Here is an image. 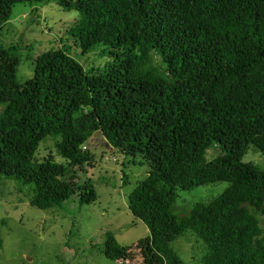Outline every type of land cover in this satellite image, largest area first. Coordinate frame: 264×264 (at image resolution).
I'll list each match as a JSON object with an SVG mask.
<instances>
[{
	"label": "trees",
	"instance_id": "16d2710c",
	"mask_svg": "<svg viewBox=\"0 0 264 264\" xmlns=\"http://www.w3.org/2000/svg\"><path fill=\"white\" fill-rule=\"evenodd\" d=\"M54 1L78 17L24 78L34 48L3 43L4 27L17 3L49 0H0V178L40 209L95 202L92 177L68 172L94 165L99 131L150 166L128 197L149 230L144 264H186L172 242L187 230L205 243L204 264H264V168L243 160L251 145L264 154V0ZM91 52L105 61L85 65ZM49 136L65 161L37 157ZM218 181L229 182L218 196L173 212L179 189ZM103 251L124 264L136 254L112 231Z\"/></svg>",
	"mask_w": 264,
	"mask_h": 264
},
{
	"label": "rangeland",
	"instance_id": "374dc122",
	"mask_svg": "<svg viewBox=\"0 0 264 264\" xmlns=\"http://www.w3.org/2000/svg\"><path fill=\"white\" fill-rule=\"evenodd\" d=\"M77 17L76 10H64L54 0L14 6L13 15L4 27L3 43H21L20 37H23L22 52H28V44L34 48L31 55L22 58L20 76L32 75L39 52L62 44L66 27ZM73 52L78 56L80 50L73 49ZM81 61L88 66L93 62L102 63L105 58L91 52ZM55 141L53 136L42 141L37 157L43 159L53 154L57 160L65 161L57 154ZM89 142L96 159L94 165L87 166L85 171L71 168L68 175L76 173L82 178L90 175L98 193L95 202L81 204L79 196L73 195L59 207L40 209L30 203L31 194L19 182L0 178V264H124L104 253L107 231H112L120 244L132 246L136 254L127 264H144L137 242L149 230L129 209L128 197L148 176L150 166L142 163L139 156L126 157L108 148L99 131L92 134ZM214 152L210 150V157ZM243 160L264 168V154L254 145L249 147ZM17 184L24 190L20 191ZM228 185L227 181H218L188 190L179 189L173 212L187 214L195 202L212 200ZM172 246L186 264H204L201 259L206 251L205 243L194 231L187 230Z\"/></svg>",
	"mask_w": 264,
	"mask_h": 264
}]
</instances>
